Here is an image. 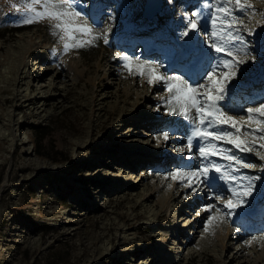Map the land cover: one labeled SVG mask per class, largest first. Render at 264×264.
<instances>
[{
    "label": "rangeland",
    "instance_id": "374dc122",
    "mask_svg": "<svg viewBox=\"0 0 264 264\" xmlns=\"http://www.w3.org/2000/svg\"><path fill=\"white\" fill-rule=\"evenodd\" d=\"M147 1L80 0L105 27L115 16L111 43L63 54L47 23L20 22L22 0H0V264H264V242L245 244L264 235V172L242 170L261 177L255 216L215 235L204 232L205 192L162 178L198 161L174 150L181 134L156 146L153 135L180 118L154 111L161 90L128 77L118 53L154 58L142 41L182 25L201 0H162L152 18ZM255 7L264 12V2ZM246 40L256 62L242 66L241 83L259 94L264 72L249 73L264 68V28Z\"/></svg>",
    "mask_w": 264,
    "mask_h": 264
},
{
    "label": "snow or ice",
    "instance_id": "6c2138e0",
    "mask_svg": "<svg viewBox=\"0 0 264 264\" xmlns=\"http://www.w3.org/2000/svg\"><path fill=\"white\" fill-rule=\"evenodd\" d=\"M256 2L264 0H201L190 15L183 13L182 25H169L167 31L144 41L148 51L157 54L154 58L118 53L128 77L161 90V103L154 111L163 108L165 116L180 118L179 125L166 122L170 126L152 139L158 147L177 134L186 140L174 150L198 164L177 167L162 178L172 182L169 188L176 183L189 189V195L205 192L213 201L200 209L208 213L204 232L209 235L233 217L250 214L261 177L242 170L264 172V92L244 94L241 83L242 66L256 62L246 35L264 28V12ZM17 11L24 25L47 23L63 54L111 43L115 16L107 18L105 27L80 9V0H22ZM257 16L261 17L257 27H249ZM52 54L57 55L55 48ZM242 154H252L261 163L245 160ZM254 242H264V235L251 236L245 244L251 247Z\"/></svg>",
    "mask_w": 264,
    "mask_h": 264
},
{
    "label": "water",
    "instance_id": "95a60500",
    "mask_svg": "<svg viewBox=\"0 0 264 264\" xmlns=\"http://www.w3.org/2000/svg\"><path fill=\"white\" fill-rule=\"evenodd\" d=\"M162 8V0H148L144 8V16L147 18H152L157 15Z\"/></svg>",
    "mask_w": 264,
    "mask_h": 264
},
{
    "label": "bare ground",
    "instance_id": "6f19581e",
    "mask_svg": "<svg viewBox=\"0 0 264 264\" xmlns=\"http://www.w3.org/2000/svg\"><path fill=\"white\" fill-rule=\"evenodd\" d=\"M166 10V9H165ZM126 23H129V20L128 19H126ZM12 30V29H11ZM179 43H182V41H180ZM142 44H143V46H145V44H144V41H142ZM147 49V48H146ZM130 49H128V51H129ZM149 52V51H148ZM147 55V53H145V55L144 56H146ZM259 65V67L255 70V71H250V73H249V76L251 77L250 79H255V78H259V75H260V73H261V71L262 72H264V68H263V66H261L260 64H258ZM74 66V65H73ZM75 69V68H74ZM263 69V70H262ZM263 76V75H262ZM262 82H264V81H261V83ZM251 211H254L253 213H250ZM249 213H250V216H255V214H256V211L255 210H250L249 211ZM263 227H255V228H253L252 229V231H257V230H260V229H262ZM96 241H98V239H96ZM258 243H262V242H258ZM264 244V243H263Z\"/></svg>",
    "mask_w": 264,
    "mask_h": 264
}]
</instances>
